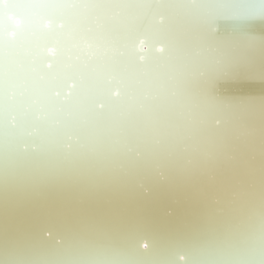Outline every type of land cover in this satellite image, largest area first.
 I'll return each instance as SVG.
<instances>
[{"label":"bare ground","instance_id":"6f19581e","mask_svg":"<svg viewBox=\"0 0 264 264\" xmlns=\"http://www.w3.org/2000/svg\"><path fill=\"white\" fill-rule=\"evenodd\" d=\"M0 264H264V0H0Z\"/></svg>","mask_w":264,"mask_h":264},{"label":"water","instance_id":"95a60500","mask_svg":"<svg viewBox=\"0 0 264 264\" xmlns=\"http://www.w3.org/2000/svg\"><path fill=\"white\" fill-rule=\"evenodd\" d=\"M145 47H147V45Z\"/></svg>","mask_w":264,"mask_h":264}]
</instances>
